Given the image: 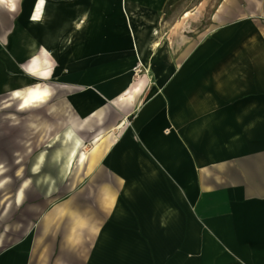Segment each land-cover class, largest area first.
<instances>
[{
    "label": "crops",
    "instance_id": "crops-1",
    "mask_svg": "<svg viewBox=\"0 0 264 264\" xmlns=\"http://www.w3.org/2000/svg\"><path fill=\"white\" fill-rule=\"evenodd\" d=\"M47 1L34 21L35 0H0V100L15 101L21 114L42 110L43 102L22 109L16 92L44 82L45 102L65 104L46 114L87 119L79 133L95 132L85 163L97 167L98 187L83 193L98 197L90 205L74 192L28 201L30 191L40 201L54 195L72 171L62 175L53 154L20 158L25 170L2 154L0 264H264V0H217L206 25L199 0L190 11L194 37L170 26L156 47V16L147 15L143 25L155 32L143 62L157 55L132 103L123 98L139 61L121 25L123 0ZM36 55L48 62L31 70ZM36 117L30 144L43 145ZM13 178L24 180L12 187ZM190 226L196 236L186 247Z\"/></svg>",
    "mask_w": 264,
    "mask_h": 264
},
{
    "label": "rangeland",
    "instance_id": "rangeland-1",
    "mask_svg": "<svg viewBox=\"0 0 264 264\" xmlns=\"http://www.w3.org/2000/svg\"><path fill=\"white\" fill-rule=\"evenodd\" d=\"M127 1L129 2V4L127 5L129 14L131 15V17L134 16V18L132 17V22H133L132 24L134 25L142 24L143 25L147 23L146 22L147 15L156 16L154 24L157 26V31L154 37V41H153L154 43H156L157 41L159 43L160 40H163L165 36V31L170 26L176 27L177 30H178V27L180 26H185L188 28L190 26L192 30L187 28L186 34H188L189 37H192V38L194 37V34H195L194 26L195 25L192 23V20L194 19V14L190 15V11H192L195 5L199 3V0H165V1L164 0H132V1L127 0ZM216 2L217 0H203L201 5H199L198 10H199V13H202L203 15V20H204L205 25L208 24V21H209L208 17H209L210 11L213 9V6L216 4ZM114 8H115V5H112L111 9H114ZM186 11H189V14L187 16L185 15ZM135 15H137V17ZM136 18H138V20ZM114 20H115L114 18L110 19L109 22L112 23ZM126 21H127V18L124 17L122 19L121 25L124 27L127 26L128 21L127 22ZM124 40H125V37L123 38V41ZM152 44L153 43L151 42L150 45ZM156 46H158L157 43L154 44V47ZM154 51H155V54L154 53L152 54V51H151L150 62L149 63L147 62L145 63V61L143 62L145 66H143V64L138 62L136 66L130 67L132 71L129 72L127 76L131 80V85L129 89L130 88L135 89L136 85H138L139 82L143 80V78L146 77L148 73L153 74L151 62H153L152 60L153 56L157 55V51L156 50ZM126 55H127V52H125V56ZM145 59L146 57L143 60ZM110 73L111 71H108V75ZM141 90H144V87H142ZM145 91L142 94H144ZM58 95L61 96V92H58ZM57 100L59 99H57V97H54L52 102H48V103L43 102V104H41L42 106H39L42 108V110L38 108L26 114L18 113L15 110V108L11 106V105H17V103L15 104V101L0 100V105L9 106V108L4 110V113L0 115V125H1L0 126V158H2V154L8 155L10 157H13V155H15V159L17 162H15L13 159V161L10 163V165H12V168L25 170L24 167L28 166L29 162L27 161L25 163V161H23L24 158L26 160L28 159V157H30L29 155L34 156L35 154H38L41 151H45L46 154L48 155L52 154L54 147L48 146L49 143L55 142L56 140L57 141L59 140V143H60V135L63 134L67 126V124L63 122V120L66 118V115L60 113L58 115H53V118H52V114H46V111H47L46 106H50L51 104H55V105L57 104L60 107L62 106L65 107V104L62 100H59V102L56 103ZM110 100L107 101L108 104L111 103ZM36 110L37 112H35ZM39 111H42L43 113L40 114ZM36 116H38L39 118L42 117V121H43L42 128L44 129L42 131H37L38 136H40L43 141V145L30 144V143H33L32 140L35 139L36 136L33 133L34 131L32 132V130L30 131L28 129L31 126L35 127L36 125L35 121L37 118ZM54 120L55 121L58 120L57 127L55 125L51 127L52 125L51 123H53ZM37 121H39V119ZM9 123H11V126H9ZM13 123H16V124L13 125ZM4 125H8L6 130L2 128ZM51 128H53V131H51ZM114 129H110V131H108V134L115 132ZM80 133L83 134L82 136H84L85 138L84 140H85L87 151L90 152L93 149L92 137L95 132L93 133L88 130L86 132L80 131ZM13 137H20V139L22 140L24 138L23 142H28V143H26V145H13V144L9 145L8 143L13 141L12 140ZM20 158L23 160L19 162L18 160ZM87 160L88 159H85L82 162H79V161L75 162V165L73 167L72 173L70 174V177L65 179L64 182L59 183L60 188L54 195L46 197V195L44 194L40 196L41 197V201H40V198H38V195H36L33 191H30L31 194L28 195V201L42 202L44 204H51L53 201H56L58 199H63L64 197L69 196L70 193L74 192L73 195L79 198V202L81 203L85 202L86 204H89V205H90V202L93 203V200H96L98 197V195L96 194L97 187H98V178L97 177L93 178V175H95L96 173L97 167L93 169V165L91 164L86 165L85 162ZM0 164H3L2 161H0ZM85 168L87 169V171L84 170ZM22 180H24V178L23 179L13 178L11 182L12 187H17ZM26 180H27L28 187L33 185L32 181H34V179L32 177H27ZM1 182H2V179L0 178V184ZM41 183L42 185L47 184L46 182L44 183L42 181ZM91 186H94L96 188V193H92V194L83 193V191H85L84 190L85 188L87 187L92 188ZM69 190L70 192H68ZM188 200L190 201L189 198ZM189 210L191 211V209ZM190 229H191L192 234L187 237V244L185 245L186 247L190 246V243L195 240V236H196L195 235L196 226H190ZM133 233H136V231L133 230ZM156 245L159 246V248H161V243H156ZM170 249H173L172 244H170Z\"/></svg>",
    "mask_w": 264,
    "mask_h": 264
},
{
    "label": "bare ground",
    "instance_id": "bare-ground-1",
    "mask_svg": "<svg viewBox=\"0 0 264 264\" xmlns=\"http://www.w3.org/2000/svg\"><path fill=\"white\" fill-rule=\"evenodd\" d=\"M47 2H48L47 0H35L32 8V13L30 14V17L34 21H41L43 19V16L46 11ZM120 10L128 21L127 29H126V32L129 35L128 44H131L132 46L134 58H136V60L142 64L146 51L148 50L149 36L151 35V33L155 32V27H151L152 31H150L149 33L148 26L141 24L138 25V27H136L134 24H132V19L129 14L128 8L126 6L125 0H123V3H121ZM37 12L39 13L38 18H34ZM188 14L189 11H186L185 15L187 16ZM82 21L85 22L84 18ZM82 21H76L77 22L76 24L79 26L81 25ZM45 51L46 50L44 49V53ZM47 62L48 60L46 56L41 58L40 56L36 55L32 59L30 68L31 70H34L37 67H40L42 64H46ZM131 70L132 69L130 68L129 71ZM122 81L123 80H120V78L114 80L113 83L111 84L112 91L119 90ZM143 85L144 82L143 80H141L139 84L136 85L135 89L134 88L129 89L130 92L128 94V98H123L124 99L123 101H126L125 99H128L127 101L129 103L134 102L136 92L139 93ZM16 93H19L18 96L21 97V108L24 109L36 103L45 102L50 97V87L44 82H36L35 84L28 86L22 92L17 91ZM100 109L101 107L96 106V108H94L92 111L93 112L96 111L97 113ZM68 120H66V118L64 119V122L67 124V126L63 134L60 135V143L53 142L52 144L49 145L54 147L52 152L53 157L59 160V169H60L59 172L64 176L71 173L76 161L82 162L85 159L89 158V153H88L89 151H87L84 139L82 135H80L79 133V129L83 127L84 123L87 122V119L78 120L77 117H73V118L70 117V119ZM102 135L103 132L97 134L94 137L95 140L94 142H97L102 137ZM45 154H46L45 151H41L39 153L38 159L42 161ZM37 164H38L37 168H39V162Z\"/></svg>",
    "mask_w": 264,
    "mask_h": 264
},
{
    "label": "snow or ice",
    "instance_id": "snow-or-ice-1",
    "mask_svg": "<svg viewBox=\"0 0 264 264\" xmlns=\"http://www.w3.org/2000/svg\"><path fill=\"white\" fill-rule=\"evenodd\" d=\"M38 16H39V13L37 12V14H36V16L34 18H38ZM16 95L18 96L19 93H16Z\"/></svg>",
    "mask_w": 264,
    "mask_h": 264
}]
</instances>
